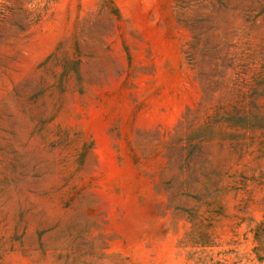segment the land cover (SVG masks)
Instances as JSON below:
<instances>
[{"label": "rangeland", "instance_id": "1", "mask_svg": "<svg viewBox=\"0 0 264 264\" xmlns=\"http://www.w3.org/2000/svg\"><path fill=\"white\" fill-rule=\"evenodd\" d=\"M0 264H264V16L0 0Z\"/></svg>", "mask_w": 264, "mask_h": 264}, {"label": "trees", "instance_id": "2", "mask_svg": "<svg viewBox=\"0 0 264 264\" xmlns=\"http://www.w3.org/2000/svg\"><path fill=\"white\" fill-rule=\"evenodd\" d=\"M176 2L180 15H189V17H192V23L194 24L208 22L213 13L217 11L237 15L243 23H254L258 18L264 16V0H176ZM252 91L253 97L259 95L257 89ZM234 110V114L240 112L237 107H234ZM259 113L260 111L256 112V114ZM245 114L247 113L241 116L244 120H246Z\"/></svg>", "mask_w": 264, "mask_h": 264}]
</instances>
